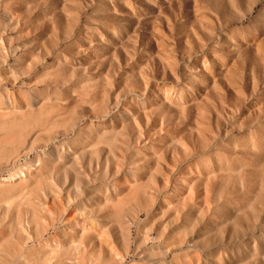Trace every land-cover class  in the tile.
<instances>
[{"label":"rangeland","instance_id":"rangeland-1","mask_svg":"<svg viewBox=\"0 0 264 264\" xmlns=\"http://www.w3.org/2000/svg\"><path fill=\"white\" fill-rule=\"evenodd\" d=\"M0 264H264V0H0Z\"/></svg>","mask_w":264,"mask_h":264},{"label":"bare ground","instance_id":"bare-ground-1","mask_svg":"<svg viewBox=\"0 0 264 264\" xmlns=\"http://www.w3.org/2000/svg\"><path fill=\"white\" fill-rule=\"evenodd\" d=\"M20 173L21 174H19V176H22V175H25L26 174V172H24L23 170H20Z\"/></svg>","mask_w":264,"mask_h":264}]
</instances>
